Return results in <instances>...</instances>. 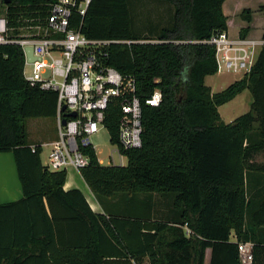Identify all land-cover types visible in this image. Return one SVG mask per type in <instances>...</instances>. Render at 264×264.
Instances as JSON below:
<instances>
[{"label":"trees","instance_id":"16d2710c","mask_svg":"<svg viewBox=\"0 0 264 264\" xmlns=\"http://www.w3.org/2000/svg\"><path fill=\"white\" fill-rule=\"evenodd\" d=\"M56 1L0 0L9 38L44 26ZM224 1L91 0L82 19L73 15L88 39L130 42L110 45L106 64L134 77L141 107L136 149L118 145V102L105 112L125 165H100L82 150L89 163L79 173L101 214L79 190H63L67 173L42 164L41 144L31 149L25 122L54 121L56 93L29 86L22 49L0 44V153H11L22 192L0 204V264H204L206 249L209 264H240L244 242L252 264H264V164L255 162L264 153V45L248 74L211 92L204 79L217 66L207 41L227 30ZM154 90L161 101L147 105ZM244 90L249 111L225 123L218 108Z\"/></svg>","mask_w":264,"mask_h":264},{"label":"built area","instance_id":"2783aa9c","mask_svg":"<svg viewBox=\"0 0 264 264\" xmlns=\"http://www.w3.org/2000/svg\"><path fill=\"white\" fill-rule=\"evenodd\" d=\"M90 2L57 0L51 5L44 26L28 24L19 29L21 34L12 38H9L5 18L0 17V44H14L22 49L24 80L31 87L56 93L54 123L57 136L50 143L41 145L48 148L44 165L53 172L79 171L88 165L89 159L82 150L90 147L96 155L89 137L106 129L104 116L112 101H117L120 108L117 122L119 147L126 150L141 146V107L136 97L135 79L106 64L110 45H128L130 42L88 39L77 26H72L73 15L82 19ZM207 43L215 49L217 73L243 76L255 64L264 40L248 37L231 39L226 32H221ZM27 47L32 49L34 61L31 63L27 62L24 53ZM27 66L31 67L30 75H27ZM160 101L161 93L154 90L146 104L158 106ZM71 113L76 116L71 117ZM115 146L118 165L110 154L105 166H123V155ZM97 162L104 165L98 157ZM184 231L186 236H190L187 228ZM252 248L250 242L238 244L240 264H252Z\"/></svg>","mask_w":264,"mask_h":264},{"label":"crops","instance_id":"0c3cea01","mask_svg":"<svg viewBox=\"0 0 264 264\" xmlns=\"http://www.w3.org/2000/svg\"><path fill=\"white\" fill-rule=\"evenodd\" d=\"M261 5H262V7H264V4H261ZM244 10H250L251 11L249 21H246L243 18H241V14ZM222 13L226 18V26H227L226 33L231 39H235V38L239 37V31L242 28H248L249 29L248 33L246 34L245 37H248L251 39H262V36L264 33V11H261L260 9H258L256 7V5L252 6L250 4H243L240 2V0H225L222 4ZM232 24H235V27H236L234 32H232L230 30V25H232ZM258 29H259V34L255 37L254 33H257ZM231 34L232 35L234 34V36H231ZM219 74H228V73H216L214 76H218ZM214 76L205 77L204 83L208 77H214ZM241 76L242 75H240V79L242 78ZM236 81H238V80H236ZM205 85H207V84L205 83ZM208 87H210V86H208ZM212 93H214V92H212ZM215 93H217V92H215ZM239 95H237V96H239ZM249 95H250V93H249ZM250 97H251V95H250ZM251 102H252V100H251ZM55 138H56V135H55V137H54V135L53 136L47 135V136H45V138H43L41 140H36L34 142H31V144L32 145H35V144L44 145V144L50 143ZM10 155H11V153H0V156H1L0 157V204L15 202V201L22 198V192H21L19 181H18L16 169L14 166V161H13L12 155H11V157H10ZM6 156H8V157H6ZM259 159H264V153H259L258 155H256L255 161L258 164H260V162H262ZM42 164L44 165L45 163L42 162ZM69 170L70 171L66 176V181H65L63 190L64 191H68V190H72V189L79 190L82 193V195L84 196V198L86 199L91 210L94 213L101 214L102 208L100 207V205L96 201L93 194L90 192L89 188L84 183L83 179L80 176L79 171H76L74 169H69ZM255 179H257V177H255ZM256 188L258 190H260L261 187L257 185ZM230 241L231 242L235 241V238L233 235L230 236ZM210 253H211L210 249L205 250L204 264H209ZM144 264H148V262L145 260Z\"/></svg>","mask_w":264,"mask_h":264},{"label":"rangeland","instance_id":"374dc122","mask_svg":"<svg viewBox=\"0 0 264 264\" xmlns=\"http://www.w3.org/2000/svg\"><path fill=\"white\" fill-rule=\"evenodd\" d=\"M243 4H250L252 6H255L259 9L262 7L261 4H264V0H240ZM158 3V2H156ZM262 11V10H261ZM3 13V7L0 3V15ZM259 27V26H258ZM236 29L235 24L230 25V30L234 32ZM21 34V33H20ZM259 34V29L257 30V33H254V36L256 37ZM231 36H234V34ZM27 75L31 74V67L27 66L26 68ZM244 76V75H243ZM241 76V77H243ZM236 80H240V74H219L218 76L214 77H208L205 80V83L210 86L212 92H219L226 88L229 84L233 83ZM235 100V101H234ZM234 100L226 103L225 105L218 108V113L222 120L225 123L232 122L235 118L241 116L242 114L249 111L250 103H251V97L249 95V92L247 90L243 91L239 96H237ZM26 126V132H27V139L28 142H34L36 140H41L45 138L47 135H51L55 137L57 136V128L55 126L54 121L52 119H30L25 122ZM89 140L91 144L96 149V155L98 159L102 162V164L106 165L107 157L108 155H113V160L116 163L115 165H118V157L116 154L117 148L115 145H113L109 140V134L106 129L100 130L98 133L91 135L89 137ZM36 145H32L34 147ZM47 153L48 148L42 147L41 152V161L43 163L47 162ZM1 157V156H0ZM3 157V156H2ZM8 157V156H6ZM11 157V155H10ZM10 159V158H9ZM256 159V157H255ZM262 162L261 164H264V159H259ZM123 165L126 164L127 160L123 156L122 157ZM256 162V161H255ZM70 170H67L66 173L68 174Z\"/></svg>","mask_w":264,"mask_h":264},{"label":"water","instance_id":"95a60500","mask_svg":"<svg viewBox=\"0 0 264 264\" xmlns=\"http://www.w3.org/2000/svg\"><path fill=\"white\" fill-rule=\"evenodd\" d=\"M3 3L5 5L9 4L10 3V0H3ZM24 53H25V56H26V60L28 63H31L34 61V57L32 56V49L30 47H27L25 50H24ZM71 117H75L76 114L75 113H71L70 114ZM65 124V120L62 121V125Z\"/></svg>","mask_w":264,"mask_h":264}]
</instances>
